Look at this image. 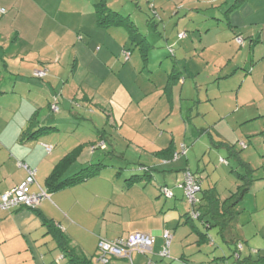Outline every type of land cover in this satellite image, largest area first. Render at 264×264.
Masks as SVG:
<instances>
[{
  "label": "crops",
  "instance_id": "crops-1",
  "mask_svg": "<svg viewBox=\"0 0 264 264\" xmlns=\"http://www.w3.org/2000/svg\"><path fill=\"white\" fill-rule=\"evenodd\" d=\"M101 1L0 0V8L7 10V14L0 19V203L5 194L27 178L26 166L35 172L36 183L31 186V192L39 193L44 190L48 194V198L43 199L36 209L25 207L13 210L0 209V264H69L54 235L49 232L47 222L67 235L76 251H80L86 258L92 260L97 257L101 240L112 241L141 233L152 235L156 239L153 256L143 264H150V261L152 264H223L224 262L230 264L227 247H221L218 251L214 250L215 247L209 248L212 247V237L208 230L216 228L217 234L232 253L235 246L233 241L240 242V239L230 234L232 226L221 232L220 228L207 226L198 218L206 229L202 232L193 222L197 219L192 217V212L198 208L193 206L188 212L190 216L186 214L187 221L183 225L180 214H178L180 218L178 215H173L174 213L170 214V209L166 212L165 205L163 206L160 201L150 199V191L144 190L142 193L138 190L135 195L142 193L139 199L133 196L130 191H133L136 185L134 186V183L132 185L131 180L135 177L129 182L132 186L120 193L110 182L103 180L102 200L98 197L87 196L85 199L83 196H78L82 192L79 187L88 185L89 178L85 182L49 192L47 180L58 162L66 155L82 146L77 160L65 174L73 177L92 165H97L94 164V160L99 146H102L101 150L106 151L108 149L106 142L110 143L114 140L111 136L113 133H110L107 127L99 129L104 120L101 124L92 122L93 127L79 131L82 127L79 120L83 117L80 112L88 115L90 119L96 118L99 115L97 112L111 113L107 116L105 125L111 126L116 131L120 130L122 137L131 143L134 139L141 138L147 143L146 140L152 138L151 145L155 148L153 155L158 161L157 165L151 168L170 172L181 171L182 179H177L176 184L183 181L185 171H191L185 169V160L181 158L189 155L187 146L182 144L179 148L176 139L168 140L166 133L159 134L162 126L160 122L163 121L153 119V111L148 115L144 109L141 110L142 116L138 117L141 114L139 108L144 102H148V96L158 91V87L145 88L144 91H149L146 95L143 91L141 93L135 91L136 81L133 74L137 73L143 62L146 66L157 64L160 68L163 67V62L151 61L150 56L148 57L150 45L147 41L146 57H143L144 53L140 50L143 53L142 60L139 59L134 63L132 54L131 61L124 63L122 56L123 51L128 49L126 42L130 40L129 33L121 26L109 28L99 26L96 5ZM219 1L224 0L216 2ZM154 4L152 9H161L167 3L166 0H154ZM123 10L119 8L115 12L132 19L133 15L124 13L125 7ZM221 14L223 18H217L224 24L220 25L218 31L221 35L226 30L229 32L226 33L225 40L222 36L216 37L215 45L211 48H218L220 54L225 51L223 54L226 56V64L233 60L239 46L245 49L247 53L243 56L245 63L248 61L249 65L255 66L252 75L258 69L261 70L264 84V0H243L233 3ZM134 23L138 22L134 21ZM183 32L185 31L180 29L172 45L178 42V45L183 46V41L187 38L185 33V37L180 39V34ZM235 32L239 33L237 37L234 35ZM246 40H250L249 46ZM143 68L145 70V66ZM222 69L224 68L221 67ZM39 70H47V77L44 79L35 77L34 72ZM188 70L186 67V72L192 76L193 73H189ZM173 73H176L175 67L170 74ZM163 74L168 75L164 91L167 94L172 92L173 96V87L181 77L176 73L177 77L174 78L176 83H174L166 70L160 74L161 79ZM231 74L226 75L224 80L233 86ZM142 75L147 81L152 80L151 74ZM218 76L217 71L216 78L209 82H215ZM253 77L251 76V79ZM221 79L218 78L217 81ZM186 84V80H183V89ZM217 88L221 89L220 84ZM242 88L241 85L236 93L233 87L226 92L221 89L218 90L216 99L208 97L210 103L207 105L210 109L206 114L210 111L215 113L216 127L223 125L225 130L226 128L232 130V123L229 120L234 116L241 126L264 116L262 114L264 107L260 106V102L256 103L259 109L250 113L248 107L254 101L247 100ZM207 93L209 94V87ZM79 94L83 95L84 100V105H79L80 108L77 106ZM56 96L60 98L59 110L51 107L55 103ZM217 100L225 104L218 106L215 102ZM134 103L137 107L132 111ZM85 106H88V109ZM117 108L125 115L120 123L116 121L114 115L117 114ZM129 116L130 119L125 121ZM97 118L102 120L100 117ZM256 121L250 125L255 127ZM118 125L121 129L117 127ZM209 129L200 131L211 134ZM63 134L69 137L54 146L52 142H56L55 137ZM160 143L165 145L156 147ZM61 145L62 148H59ZM183 145L187 149L186 154L183 153ZM219 145L226 147L224 142H220ZM106 169L107 165L104 164L100 172H105ZM238 186L231 192H235ZM208 190L216 194L220 200H224L219 197L216 188ZM208 190L202 189V195L199 197L203 199L199 205L202 207L201 210L199 207V214L207 216L205 221L211 218L209 202L204 199L206 196L204 191ZM174 210L178 212V207L175 206ZM100 224L101 228L97 231L96 228ZM187 224L191 226L192 233L195 232L197 235L191 236L193 240L190 238L189 244H185L184 239L187 234ZM167 232L172 236V240L169 247L170 256L164 258L160 253L165 246L163 235ZM254 246L260 254L254 257L246 253L242 258L251 257L256 260L260 256L264 257V254L261 255V251L264 253V249H261L263 246L259 244ZM113 261L114 264H122L121 262L128 260L112 258L109 264Z\"/></svg>",
  "mask_w": 264,
  "mask_h": 264
},
{
  "label": "rangeland",
  "instance_id": "rangeland-1",
  "mask_svg": "<svg viewBox=\"0 0 264 264\" xmlns=\"http://www.w3.org/2000/svg\"><path fill=\"white\" fill-rule=\"evenodd\" d=\"M109 1L107 0L108 8L116 11L119 8L123 10L125 7L126 12L124 13L128 12L133 15L132 19L138 22L136 24L139 32L147 37L149 42L148 57L150 56L152 62L155 60L163 62V67L161 66V68L157 64H149L146 66L143 62L141 64L145 66V70L141 65L137 69V73L133 74L136 81L134 83L136 86L135 91L138 90L140 93L143 91L144 95H146L149 91H144L145 88L158 87L157 92L155 91L148 96V102H144L141 108H139V112L141 113V110L144 109L149 115L153 111V119L163 121L160 122L162 126H160L161 131L159 134L166 133L168 140L176 139L175 142L179 148L182 144L187 146L189 155L181 157L185 160L184 167L202 179V189L208 190L216 188L219 197L225 199L240 184L238 177L232 171L238 170L242 174L246 173V169L239 165L237 156H233L226 147L219 145L220 142L235 146V150L240 154L241 158L250 164L254 184L251 191L247 193L243 201L236 208L237 216L231 227L230 234L240 239L242 246L239 245L241 247L240 256H246V253H248L249 255L257 257L260 251L255 249L254 247L256 246L254 245H262L263 247L261 249H264V136L262 135L264 131V116L257 121L254 120L242 126L237 123L236 116H234L229 120L232 123V130L229 128L225 130L223 125L216 127L214 124L216 116L213 111L206 114L207 110L210 109L209 105H207V103H210L208 97L216 99L218 97V90L222 89L226 92L231 87L234 88V93H236L241 85L243 86L242 93L247 100L254 101L248 107L250 113H254L259 109L256 105L257 102H260V106L264 107V84L263 77L260 74L261 70L258 69L252 75V70H254L255 66L249 65L248 61L245 63L243 56L245 54L247 55L246 50L239 46L233 60L226 64V56L223 54L225 51L220 54L218 48H211L212 45H215L216 37L220 38L222 36V39L225 40L226 33L229 32L225 28L226 31L222 35L220 34L218 28H220V25L223 26L224 22L217 17L223 18L221 13L233 3H236L237 0H224L222 2H216L218 0H166V6L161 9H152V5H155L154 0H111L110 3ZM112 1L114 2L113 4ZM180 29L185 31L183 33L187 34V38L183 41V46L178 45V42L172 45L176 41ZM234 35L237 37L239 33L235 32ZM245 42L248 43V46L250 45V40H246ZM126 46L130 50L131 56L132 54L134 56V63H137L139 59L142 60L141 46H135L130 40L126 42ZM171 49L173 50V54L170 51ZM145 50L147 49L145 48ZM248 50L250 51V48ZM122 60L124 63L131 61V59L125 61V57ZM238 66L239 68H237ZM174 67L181 78L173 87L174 95L172 96V92L167 94L164 91L167 85L168 75L166 74L164 76L163 74L161 79L160 74L164 70L170 74ZM186 67H188L189 73H193L192 76H189L186 72ZM221 67L224 69L221 70ZM217 71L219 72L217 79H222L220 81L216 79L215 82H209L211 79L216 78ZM142 74H151L152 80L150 82L147 81ZM228 74H231L233 86L224 80ZM251 76L254 77L251 79ZM183 80L187 82L184 89ZM174 83H176V80ZM219 84L221 89L217 88ZM208 87L209 94L207 93ZM82 98L83 95L77 97V106L84 105ZM215 102L218 106L225 104L220 100ZM134 104L132 111L136 110L137 107V104ZM85 107L88 109V106ZM107 108L111 109L110 106H107ZM199 113L201 114L200 116ZM80 114L83 117L79 120L82 123L79 131L87 127H93L94 124L92 122L101 124L104 120L99 129L102 130L104 127H107V130L113 133L111 136L114 140L110 143L108 141L106 142V147L108 148L106 151L101 150L102 146H99L97 156L94 160V164H105L107 165V169L105 172H100L95 178L89 177L88 185L83 188L79 187L82 189V192L78 196H83L85 199L87 196L89 198L98 197L99 200H102L104 197V188L101 185L104 182L103 180L110 182L113 188L119 190L117 192L120 193L133 185L129 183L133 177H141L140 181L134 183V186H136L133 188V191H130L132 195L139 199L144 190L150 191V199L160 201L163 206L165 205L166 212L170 209V214H180L183 225L186 224V214L191 211V204L187 201L183 190L179 188V184H176L177 179H182L181 171L170 172L156 168L152 173V178L149 179L143 169L144 166L155 167L157 165V157L153 155L155 148L151 145L152 138L146 140L147 143L142 138L134 139L132 141L133 143H131L122 137L119 133L120 130L116 131L111 126L105 125L108 120L107 116H110L111 113L108 114L104 111H101V113L97 112L99 114L97 117H100L102 119L101 121L97 117L90 119L83 112H80ZM262 114H264V108L262 109ZM114 115H116L115 117L118 123L125 117L124 112H120L118 108L117 114L114 113ZM139 116H142V113ZM129 119L130 116L125 121ZM255 121L257 122L255 123V127L250 125L254 124L253 122ZM117 127L121 129L119 125ZM204 129L211 130V134L200 131ZM68 137L69 135L64 134L56 136V142L54 141L52 144L55 146L59 142H64ZM160 145L165 144L160 143L156 147H160ZM62 146L59 148H62ZM58 150L60 151V149ZM221 159L227 160L229 165L221 164ZM166 186L169 190L173 191L176 198H165L160 188ZM138 190H141L142 193L135 195ZM201 195L199 192L198 197ZM173 204L175 205L172 206ZM175 206L178 207V212L174 210ZM193 222H195L202 232L206 230L201 220L197 219ZM100 228L101 224L96 230L98 231ZM186 231L187 234L184 236L185 244H189L191 242V236L196 237L197 235L195 232L192 233L189 224H187ZM208 233L212 237V247L209 248L215 247L214 250L218 251L221 247H227L228 262L234 264L235 258L232 255L233 252H230L227 244L217 234L216 228L208 230ZM205 246L208 247V245ZM263 254V251H261V255ZM150 256L152 257L153 254L148 256L134 254L133 260L135 264H143L146 260H150ZM114 263L115 261L112 262V264ZM121 263L131 264L130 260Z\"/></svg>",
  "mask_w": 264,
  "mask_h": 264
},
{
  "label": "trees",
  "instance_id": "trees-1",
  "mask_svg": "<svg viewBox=\"0 0 264 264\" xmlns=\"http://www.w3.org/2000/svg\"><path fill=\"white\" fill-rule=\"evenodd\" d=\"M238 2L243 1V0H237ZM236 2V3H238ZM2 9V8H0ZM154 9V8H153ZM5 10V9H4ZM7 14V10H5V13L0 16V19L2 16ZM96 15L98 19V24L101 27L104 28H109L112 26H121L124 27L127 32L129 33L130 41L135 45V46H141L142 48L140 49L143 53V57H146L147 50H145V46L147 45V37L142 35L139 32L138 27L134 23V21L130 17H124L120 15L118 12L112 11L110 8L107 7V0H102L99 4L96 5ZM141 44V45H140ZM128 51L130 52L129 49H125L123 51V56L125 57V52ZM171 53L173 54V50H170ZM130 59H131V52H130ZM129 59V60H130ZM125 61H128L125 59ZM39 71H45L46 74L44 77H37L44 79L48 75L47 70H39ZM177 73V72H176ZM175 73V74H176ZM170 74L171 77L174 81V78H176L177 74L175 75ZM179 75V73H178ZM172 82V81H171ZM171 86L169 87L170 90ZM168 90V91H169ZM59 96L55 97V103L52 104V109L56 108L59 110ZM37 115V116H36ZM35 116L38 117V114ZM264 136V133L262 134ZM226 147L228 148V151L230 154L233 156H237V161L241 167L246 169V173L241 174L238 170H233L232 172L236 173L238 176V179L240 181V185L236 189L235 192H231V195L224 200H220L216 194H214L211 191H204L206 193V196L204 199H207L209 202L208 207L210 208L211 212H209V217L207 221H205L206 215L200 214L199 219H201L207 226L210 227H218L221 229V232L226 231L229 227L232 226V223L234 222V219L236 218L237 212L236 208L237 206L243 201L244 197L247 195L248 192L251 191L252 186L254 184V179L251 175L252 168L249 163L245 162L240 154L235 150V146H230L226 144ZM82 150V146L79 147L78 149L73 150L71 153L66 155L58 164L55 166V169L53 170L52 174L48 178L47 182L50 187L49 192H55L64 188H67L69 186L76 185L78 183H81L88 179L89 177H93L97 173L100 172V170L104 167L103 164H97V165H92L91 167L85 169L82 171V173L77 174L73 177L65 176L67 170L75 163L77 160V157L79 156L80 152ZM223 160V162H222ZM221 164H227L229 165V162L225 159H221ZM146 172V176L150 179L152 178V173L155 171L154 168L151 167H145L143 168ZM191 172V171H190ZM192 175L196 178V182L198 186L200 187V193H202L201 189V183L202 179L199 176H196L193 172H191ZM140 180V178H133L131 180V184L137 182ZM168 189L167 187H161L160 191L164 195L163 190ZM172 191V190H171ZM173 192V191H172ZM198 192V193H199ZM197 193V198L199 199V204L197 205V209L195 211L199 212V205L201 204L202 200L201 198L198 197ZM166 198V197H165ZM175 198V197H174ZM173 198V199H174ZM38 208V207H37ZM202 207H200L201 210ZM36 209V208H35ZM49 232L54 235L55 239L58 242L59 248L65 253V257H67L69 264H96L95 260L88 259L86 258L80 251H76L75 248L72 246L71 240L65 235L60 229H58L55 225H53L50 222L46 223ZM156 240V239H155ZM235 243V244H234ZM233 244L235 245L233 248V256L235 258V264H264V257H259L256 260H253L251 257L248 258H242L240 256V248L239 245L241 246L240 242H235L233 241ZM139 254V253H138ZM150 255V254H149ZM148 256V255H145ZM167 258V257H166ZM118 259V258H117Z\"/></svg>",
  "mask_w": 264,
  "mask_h": 264
},
{
  "label": "built area",
  "instance_id": "built-area-1",
  "mask_svg": "<svg viewBox=\"0 0 264 264\" xmlns=\"http://www.w3.org/2000/svg\"><path fill=\"white\" fill-rule=\"evenodd\" d=\"M5 13L4 9H0V16ZM185 33L180 34V38L185 37ZM125 59H130V52H125ZM45 71H35L34 75L37 77H44ZM183 153L186 154V147L183 145ZM177 156V155H176ZM223 162V160H222ZM28 173L27 178L16 188L8 192L2 197V202L0 203V209L2 210H13L19 207H25L29 209L37 208L43 199L48 198V194L41 190L39 193H32L31 186L36 183L35 172L25 167ZM180 189L184 191V195L187 201L193 207H197L199 204V199L197 198V193L200 191V187L196 182V178L192 175L190 171L184 172L183 181L178 185ZM163 193L167 199H173L175 197L174 193L169 189H164ZM200 214L193 210L192 217L198 219ZM165 239V246L162 249L160 255L161 257L170 256V243L172 236L167 232L163 235ZM155 237L147 234H132L127 237L117 238L115 240H101L98 246L97 257L95 258L96 264H109L112 258L127 259L130 260L131 264H134L133 254L139 253L142 255H149L153 253L155 245ZM150 264L152 262L150 261Z\"/></svg>",
  "mask_w": 264,
  "mask_h": 264
}]
</instances>
